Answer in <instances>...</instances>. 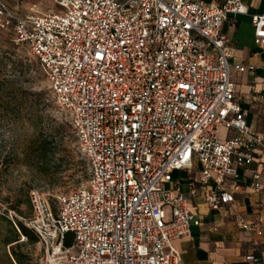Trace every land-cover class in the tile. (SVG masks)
<instances>
[{"label":"built area","instance_id":"built-area-1","mask_svg":"<svg viewBox=\"0 0 264 264\" xmlns=\"http://www.w3.org/2000/svg\"><path fill=\"white\" fill-rule=\"evenodd\" d=\"M55 1L56 11L18 15L0 0V30L10 29L38 59L89 167L88 183L55 202L30 192L26 225L43 262L180 264L172 242L200 224L189 208L198 183L211 184L205 202L219 210L232 200L228 181L238 190L237 169L264 150V136L246 124L222 32L224 20L247 7L242 0ZM251 23L264 48V12ZM221 128L234 134L221 138ZM195 163L200 176L189 179L187 193L166 185L173 171ZM252 187L264 191L259 174ZM242 228L264 244V215Z\"/></svg>","mask_w":264,"mask_h":264},{"label":"rangeland","instance_id":"rangeland-1","mask_svg":"<svg viewBox=\"0 0 264 264\" xmlns=\"http://www.w3.org/2000/svg\"><path fill=\"white\" fill-rule=\"evenodd\" d=\"M18 15L56 11L55 0H4ZM0 84L12 105L0 107V264H44L39 240L20 234L17 245L2 216L25 227L31 215L30 192L37 189L52 202L60 194L86 185L89 167L78 149L68 114L56 103L38 59L13 41L9 29L0 30ZM30 230V229H29ZM19 231V230H18Z\"/></svg>","mask_w":264,"mask_h":264},{"label":"crops","instance_id":"crops-1","mask_svg":"<svg viewBox=\"0 0 264 264\" xmlns=\"http://www.w3.org/2000/svg\"><path fill=\"white\" fill-rule=\"evenodd\" d=\"M220 5L224 0H204ZM247 13L229 15L222 24V32L229 38L230 72L240 98L247 126L264 136V48L257 40L251 15L264 12V0H242ZM258 52V53H257ZM255 69L251 72L249 66ZM237 66H243L239 70ZM234 130L221 128L220 137L227 138ZM238 190H231L232 200L219 210H210L205 202L204 189L211 184L198 183V193L189 198L190 210L200 218L192 226L191 236L173 240L172 246L180 253V264H264V244L260 238L242 228L243 221L264 215V191L252 187L254 174L264 183V150L261 158L237 169ZM200 164L191 169L172 172L167 186L180 187L187 193L190 178L198 180ZM253 255L248 261L246 256Z\"/></svg>","mask_w":264,"mask_h":264},{"label":"trees","instance_id":"trees-1","mask_svg":"<svg viewBox=\"0 0 264 264\" xmlns=\"http://www.w3.org/2000/svg\"><path fill=\"white\" fill-rule=\"evenodd\" d=\"M3 60L4 58L1 57L0 64H3ZM3 66L5 65L3 64ZM11 89L12 87L9 86L8 84L7 85L0 84V107L2 110H7L12 105V101L7 93V91ZM2 219L9 225L10 231H11L10 232L11 236L7 238L6 240L7 244L14 243L13 245H17L20 240V234H23L25 237L29 238L31 241L38 240V237L36 236V234L30 228L25 227L21 222L16 221V226H17L16 228L14 226L13 221L9 217L2 216ZM65 243L66 245H70L72 243V236L70 234L68 235ZM15 259L18 264H22V261L18 256L15 255Z\"/></svg>","mask_w":264,"mask_h":264}]
</instances>
